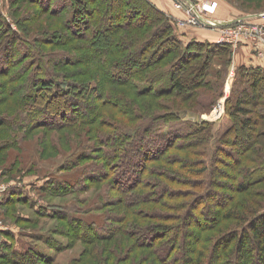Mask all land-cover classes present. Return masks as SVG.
Masks as SVG:
<instances>
[{
  "label": "trees",
  "instance_id": "1",
  "mask_svg": "<svg viewBox=\"0 0 264 264\" xmlns=\"http://www.w3.org/2000/svg\"><path fill=\"white\" fill-rule=\"evenodd\" d=\"M31 1L38 4L41 11L60 19L65 14L64 9H55L59 2L52 8V0ZM70 1L78 5L67 12V19H62L69 33L85 37L81 45L90 54L76 57L63 51L52 56L51 61L57 69L64 66L68 58L72 62L74 57L80 61L85 58L90 69H94L93 72L87 68L79 71H88L85 78L78 77L79 73L75 72L52 71L46 61H42L34 43L26 38L22 41L31 58L18 67L17 62L23 57L8 55L13 52L15 40L20 35L25 36L16 20L11 17L9 20L0 7V73L4 78L0 85L13 99L9 112L0 113V156L6 150L19 147L20 139L36 127L57 131L64 126L76 129L85 124L89 125L88 136L94 138L95 143H90L89 151L85 147L86 152L77 153L76 158L84 161L94 158L103 172L98 178L86 177L84 181L88 184L82 188L53 179L39 186L38 181H30L29 187L19 182L0 195V208L6 217H12L13 208L19 204L37 218L62 222L49 230L30 231L17 227L18 233L11 227H0V264H56L59 254L78 241L85 248L78 257L70 258V264H78L82 255L93 253L98 244L109 253L102 264H111L116 244H125L127 250L136 246L144 250L138 252L133 264H140L145 257L147 264H264V186L259 185L264 180V127L258 129L255 125L259 122L264 125V67H234L236 86L226 96L224 111L218 120L187 122L181 120L176 111L167 114L145 112L171 105L155 100L166 94L175 93L199 101L201 88L213 84L205 75L211 57L228 55L229 46L216 42L215 38L181 39L174 30L173 20L148 0H139L140 10L132 5L133 14L143 12L138 22L130 15L124 20L128 10H124L123 0ZM131 1L138 3V0ZM68 34L62 35L70 37ZM228 62L225 61V68ZM20 76L23 77L17 82ZM218 85L214 84L213 95L203 93L209 96L208 105L213 102L214 95H223V91L217 90ZM117 87L123 91H115ZM48 104L54 115L46 110ZM102 108H109L105 109L108 116L103 117L102 124H97ZM111 108H116L117 112ZM56 114L65 117L60 123L51 124L55 123ZM153 144H157L155 148ZM94 148L99 155L92 154ZM170 149H195L197 157L192 159L186 155L190 151L171 154L185 163L184 169L189 174H181L176 169L162 172L161 168H154ZM136 151H141L138 160L136 154L132 158ZM74 159H67L65 167L76 164ZM131 161L135 165L139 161L138 167L133 171L128 169L129 182L121 186V176L113 168L124 167ZM163 175L177 184L188 185L187 189L162 183L159 177ZM111 177L114 186L111 190H117V197L103 204L115 209L107 212L112 216L79 215L89 210L78 203L51 200L82 191L105 179L111 180ZM150 186L153 188L148 190ZM29 188L36 190L35 197ZM250 190L254 191L250 193L252 197L244 201L238 199L239 194ZM39 195L43 199L40 204L46 206L37 207ZM164 195L174 202H161ZM157 206L167 211L163 214ZM202 210L210 215L195 219L196 223L200 221L196 226L193 213ZM20 218L27 224L33 219L21 215L17 221H21ZM222 222L226 224L217 228L215 237H203L204 231L213 230ZM16 234L28 236L21 247L17 245Z\"/></svg>",
  "mask_w": 264,
  "mask_h": 264
},
{
  "label": "rangeland",
  "instance_id": "2",
  "mask_svg": "<svg viewBox=\"0 0 264 264\" xmlns=\"http://www.w3.org/2000/svg\"><path fill=\"white\" fill-rule=\"evenodd\" d=\"M125 5L124 7L128 10L125 12L124 20L127 19V17L134 16L133 18L135 21H139L141 16H143V12L140 14L139 11H136L138 14H133L131 10L133 9L134 5L135 7L141 6V2L138 3H132L131 0H123ZM153 6L161 9L165 15L173 20L174 24V30L181 39L186 40L189 37L193 38H199V39H214L216 36V31L207 29L206 27L201 26H190L184 23L183 25H178L177 22L179 20H183L182 18L185 17L184 10L176 6V0H148ZM194 2V4L199 3L200 1H213L215 3V10L213 14L218 17H224V18H230V17H239L241 15H244L246 13H253V12H260L264 10V0H190ZM59 2V3H58ZM51 7L53 8V5H56L58 3V6L56 8L64 9L63 16H60L62 18H68L69 17V10L73 8L77 3H73L70 0H52L51 1ZM90 6L92 5V2L89 1ZM0 7L4 14L7 15L9 20L13 19L16 20L17 26L19 30L24 34L25 37H20L14 42L13 44V52L10 53L8 56L18 58V56H22L21 60L17 62V66L20 67L21 65L25 64V62L30 61L31 56L26 52L25 46L23 44V39L26 38L29 41H32L38 51L40 52L42 61H46V64L50 69H53L54 72L59 73H79L78 77L85 78L88 71H83V73H80L83 69L87 70L90 69V64L88 62L84 61L85 58H83L82 61L77 58H73L75 60L74 62L71 61L70 58L66 57L68 61L65 63L64 66H60L59 68H55L52 64V56H55V54H61L63 51L70 52L71 54H74V56H84L86 54H90L88 50H86V47H82V43H85V37L81 36L79 34L74 35L69 33L70 30L68 27H66L64 19H60L57 16H54L49 13H45L39 9L38 4H36L33 1L29 0H0ZM137 9V8H135ZM66 10V11H65ZM140 10V9H139ZM115 11V10H112ZM62 15V14H61ZM85 16H88L87 12L85 13ZM11 17V19H10ZM148 19V18H147ZM112 23V22H110ZM161 23V22H160ZM158 23L157 25H159ZM156 24H154V27ZM181 26V27H179ZM105 29V28H104ZM148 29L147 26L145 30ZM102 32V29H101ZM69 33L71 36L64 37L62 34ZM104 33V32H103ZM118 33V32H117ZM116 33V34H117ZM68 34V35H69ZM79 35V36H78ZM78 36V37H77ZM116 36H121V34H117ZM183 36V37H182ZM229 54H214L211 57V64L207 68L206 78L210 79L212 81L211 87L201 88V93L199 97V101L195 98H190L188 96H181L179 94L172 93L171 95H163L161 97H158L155 100H161L166 105L171 104L168 106H165L164 108L156 109L155 111H145L148 113H154L158 112L160 114H167L170 111H176L178 117L187 122H199L203 119L208 120H218L219 117L222 115L224 111V106L222 108L216 107V100L217 97L220 95L217 93L213 96V102L208 105L209 102V96L207 94L203 93H209L213 95L214 90V84H219L217 87L218 91H229L230 93L233 86H236V82L233 80L234 77V67L236 66L233 63V59H235V56L233 55L234 49L229 47ZM22 53V55H21ZM51 57V58H50ZM49 59V60H48ZM230 61V63H227V66L225 68V61ZM77 60V61H76ZM225 60V61H224ZM22 61V62H21ZM32 61V60H31ZM197 61V60H195ZM198 63V61H197ZM17 66L14 68V71L17 70ZM2 68V67H1ZM123 69V68H122ZM209 69V70H208ZM226 69V71H225ZM93 72L94 69H90ZM80 71V72H79ZM220 71V72H218ZM90 73V72H89ZM23 76H20V78L17 80L20 81V79ZM4 78L1 76L0 73V82ZM72 79V78H70ZM236 80V78H235ZM200 84H198L199 86ZM115 91H123V88L117 87ZM4 86L0 85V113L1 112H9L7 111L8 108H12L10 106V97H8L4 93ZM189 98V99H188ZM216 98V99H215ZM220 98V97H219ZM218 98V99H219ZM91 99L93 100L94 97L92 96ZM138 102V101H137ZM145 102H143L142 105H144ZM117 108V107H116ZM116 108H111L114 112H117ZM84 107H82V110ZM105 109L109 108H102L100 109L101 117L96 120L97 124H102L103 117H106V111ZM3 110V111H2ZM6 110V111H4ZM49 113L54 115V110L51 108L50 104H48V107L46 108ZM108 111V110H107ZM12 112V111H11ZM87 113V112H86ZM126 112V117H127ZM65 117L63 115H55L54 121L56 124L60 123L62 118ZM66 117H70V115H67ZM119 119H122V116H120ZM107 123V122H106ZM105 123V124H106ZM133 122H131L132 124ZM258 128H263L264 125L261 124V122L255 124ZM92 127V126H91ZM75 128V127H74ZM258 128V129H259ZM133 130V129H129ZM245 132L248 133V131L245 129ZM249 132H252V130H249ZM89 132V125H82L79 128L73 129V127H62L61 130H45L43 127H36L35 130L28 131L25 138L20 139V145L19 147H14L10 149L9 151H4L2 155L0 156V195L5 193L6 190H8L10 187H12L14 184L19 182H24V185L26 187L31 186L30 181H38V186L43 185L46 183H50V180L57 179L61 182L66 181V185H68V182L71 183V185L77 186V188H82L84 185H87L88 182L84 181L86 177L94 176L96 178L99 177V174L102 173V169H100V165L94 163V158L88 159L86 161L79 160L80 158H76L77 153L78 155L81 154V151L86 152L90 149V143H95L94 138H89L88 136ZM6 134V133H5ZM90 140H89V139ZM97 145V144H96ZM157 144H153V148H155ZM95 146V145H94ZM85 147L87 148L85 150ZM150 147V146H149ZM93 148V147H92ZM93 150V149H92ZM187 151L189 154H186ZM135 152V151H134ZM133 152L134 158L137 155V160L140 158L141 151H136V153ZM99 155V153L94 150L92 151V154ZM173 153L180 154L185 153L188 155L191 159L196 158L197 154L195 152V149H189V150H168L167 153L163 154V156L160 157L159 161H157L155 164L156 166L154 168H161V171L164 172L166 169H176L181 174L187 173L185 168V163L178 160L177 155H171ZM136 154V155H135ZM75 158L76 164H73L69 167H65V164H68L66 161L67 159ZM13 160H15L12 164H10ZM135 159V162L137 161ZM99 161L98 163H100ZM139 161L134 164L133 161L130 163H126L124 167L116 166L112 167L113 170L117 171V174L119 173L121 176V183L120 185L124 186L127 185L129 182L128 176V169L129 171H133L137 169ZM10 164V165H9ZM127 172V173H126ZM189 174V173H187ZM167 175H163V177H159L162 183H165L169 185L170 187H177L182 189H187L188 185L183 186L180 184L175 183V181H171L168 178H166ZM113 177H111V180H103L102 182H97L93 186L84 188L82 191H75L73 193H68L62 197H54L51 199L54 203H78L80 206L85 207L88 212H81L78 213L79 215H94V216H104L110 213H107L109 211H115L112 207L108 206L105 207L107 204L106 201L112 202L113 200H116L117 197V190H111V187H114L112 184ZM94 180V179H93ZM153 182V181H152ZM229 184V183H226ZM260 186H264V180L259 184ZM154 186V185H153ZM153 186L148 187V190H151ZM76 188V189H77ZM31 195L35 197L37 194L36 190L33 188H29ZM113 189V188H112ZM166 191V190H164ZM234 192H232L233 195ZM250 193H254V191L250 190L245 193L239 194L238 199H241V201H244V199L252 197ZM231 194V193H229ZM30 195V196H31ZM165 196V195H164ZM188 199V198H187ZM172 201L174 200H167V196L162 198L161 202L164 201ZM43 201L41 199V196L39 195L38 201H37V207H42L46 205H41L40 203ZM106 203V204H103ZM103 204V205H101ZM78 206V207H80ZM0 208V221L2 222L1 226L4 228H14L15 233H18L19 231H16V228H25L26 230H32L37 231L40 230H49L50 227H53L54 225L62 222H57V220H49L45 218H37L35 215L31 214L30 210L23 205H16L13 210L12 217L7 216L5 212H3ZM158 210L163 211L164 214L165 211H167L166 208L162 206H157ZM172 213V210H170ZM169 211V212H170ZM192 220L195 219H202L203 217H209L210 214L206 213L205 210H202L201 212L194 211ZM27 216V217H33L32 221L27 224L23 219L20 218L21 221H17L18 216ZM113 214H110L112 216ZM197 217V218H196ZM191 220V219H190ZM191 220V221H192ZM195 222V221H194ZM200 223L198 221L194 224L197 226ZM107 224V223H106ZM226 222H222L221 224L214 226L213 230H207L204 231V238H208V235H211L212 237L216 236V230L219 229L220 225H225ZM20 228V229H21ZM219 232V231H218ZM40 233V232H37ZM43 233L39 234L42 235ZM45 234V233H44ZM17 235V234H16ZM23 236V237H21ZM18 236V243L17 245L21 247L24 244V240L28 239V236L21 235ZM210 236V237H211ZM27 237V238H26ZM204 239V240H205ZM62 240L64 238L62 237ZM29 241V240H28ZM113 243L112 245H115ZM116 253L112 254L111 256V264H133L134 258L138 254V252L144 251L141 249L136 248H130L127 250L125 247V244H116L115 245ZM85 248L84 244L81 242H76L72 247L69 249L61 252L57 258L56 264H70V258L73 256H79L81 250ZM93 249L94 252H86L85 254H81V262L78 261V264H82L84 262L91 263V264H98L99 262L103 263V258L108 253L107 249L104 246L96 245ZM132 249V250H131ZM97 250V251H96ZM109 254V253H108ZM80 255V256H81ZM148 258H142L140 264H147Z\"/></svg>",
  "mask_w": 264,
  "mask_h": 264
},
{
  "label": "built area",
  "instance_id": "3",
  "mask_svg": "<svg viewBox=\"0 0 264 264\" xmlns=\"http://www.w3.org/2000/svg\"><path fill=\"white\" fill-rule=\"evenodd\" d=\"M176 6L184 10L185 17L177 22L190 26H201L216 31L215 41L237 48L244 44L252 52L264 59V11L253 16L220 18L214 16L215 3L200 1L197 4L190 0H176ZM181 27V26H179ZM229 91H225L217 100L216 107L222 108ZM2 222L0 221V227Z\"/></svg>",
  "mask_w": 264,
  "mask_h": 264
},
{
  "label": "crops",
  "instance_id": "4",
  "mask_svg": "<svg viewBox=\"0 0 264 264\" xmlns=\"http://www.w3.org/2000/svg\"><path fill=\"white\" fill-rule=\"evenodd\" d=\"M215 37V36H214ZM233 55L235 59H233V63L238 65H256L264 67V59L258 58L251 50V48L247 45L241 44L239 47L234 49ZM13 232H15L14 228H11Z\"/></svg>",
  "mask_w": 264,
  "mask_h": 264
}]
</instances>
